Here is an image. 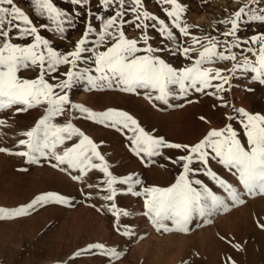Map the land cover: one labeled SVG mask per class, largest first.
Masks as SVG:
<instances>
[{
    "label": "rangeland",
    "instance_id": "rangeland-1",
    "mask_svg": "<svg viewBox=\"0 0 264 264\" xmlns=\"http://www.w3.org/2000/svg\"><path fill=\"white\" fill-rule=\"evenodd\" d=\"M179 2L187 6L183 19L193 27H190L188 36H183L174 29L178 36L177 42L182 47H188L193 45V37H198L202 43L193 45L195 51L189 53L190 59L180 53L175 55L169 54L168 51L159 53L167 63L178 69L195 63L199 58V52L203 51L206 44L204 37L211 36L221 42L225 39L230 41L231 37L226 38L222 34L227 32L231 25L221 21L230 18L248 0H179ZM15 3L33 20L41 35L50 40L52 46L61 53L73 50L75 43L82 38L86 22L89 20L87 13L82 15L76 22V27L68 28L65 38L61 39L59 34L40 27L48 24L49 28H54L55 25L46 17L37 16L30 0H15ZM54 3L70 14L76 7L71 5L69 0H54ZM143 5L146 10L165 19L166 23L171 25V19L167 18L164 12V8L170 6L160 3L159 0H143ZM90 7L97 15H108L97 0H92ZM124 19H135V15L128 12ZM92 23L98 31L102 30L100 21L92 18ZM147 23L151 25L154 22L147 21ZM65 26L67 28V25ZM123 30L126 37L138 39L140 46H143L141 39L144 35L143 31L135 28L131 23H126ZM259 33H264V24L253 22L242 25L238 35L242 39H247ZM147 35L151 38L149 43L154 48L174 47L173 42L166 40L151 27L147 29ZM98 39V34L93 33L86 46L95 47V41ZM30 40L31 38L18 40L13 36V43L26 44ZM106 46H101L98 50H106ZM227 46L221 43L219 50L223 51ZM249 46L258 47V45L242 44L241 48L232 50L236 53V61H218L205 66L220 69L223 75L230 76L234 63L242 62L245 56L253 61L256 59L252 53L247 52ZM83 55L90 59L87 63L79 62V67L94 68L91 63L94 53L86 52ZM70 68V65L59 66L57 73L50 74L54 78L49 82L59 83L66 78L63 73ZM19 75L22 78L34 79L38 72L36 69L21 70ZM253 75L240 70L233 76L230 82L231 91L222 93L228 107L220 106L222 102L214 96L197 93L194 90H190L185 98H170L168 105L149 99L144 89H139L137 93H125L115 88L89 91L86 82H80L68 91L73 103L81 104L96 112L110 108L125 111L132 115L145 131L163 137L169 143L194 145L210 130L222 129L229 123L240 133L241 142L246 143L240 118L233 111V107L244 108L251 114L264 115V85L253 81ZM45 78L48 79V76ZM225 87L227 88L228 85ZM213 91L214 88L206 89V92ZM16 107L0 111V121H4L0 123V148L8 149L13 153L24 150L18 142L27 137L21 134L36 125L45 114L46 108V106H38L26 112H17ZM229 115L235 116L236 119L228 120ZM53 122L59 125L72 123L90 137L99 146L98 150L108 162L109 170L118 178L132 175L134 179L138 178L142 181L143 187H167L175 182V178L182 171L179 165H173L171 160L167 159V157L175 159L183 155L182 150L165 149L164 156L153 157L152 160L155 162L152 163L147 161L146 157L142 159L136 156L131 150L128 137L133 135L132 132L128 130L118 132L112 127L86 120L78 110L68 109ZM74 143H78L77 137L58 146L57 152L73 146ZM53 163H56L54 159L41 158L39 163L29 164L24 157L0 152V207L15 209L27 205L36 196L48 192L58 193L69 200L68 204L49 203L43 207L38 206L29 215L0 220V264H230L229 257L235 264L241 262V264H249L258 254L261 261L259 264H264V228L260 227L264 224V195H245L243 197L245 203L240 205H234L229 199V211L225 212L221 209L209 217H198L189 226V232L161 234L155 231L148 218L142 214L145 211L144 198L124 194L128 186L117 184L114 185L118 189L115 203L119 208L131 213L128 217L120 218L118 232L116 218L106 207L110 202L102 199L106 194L103 191L106 188V184L103 183L106 179L104 174L98 169H92L82 181H76L72 179V176L79 174L76 170H71L70 175L52 167ZM94 163L100 161L94 160ZM210 166L222 179L243 191V186L239 185L237 177L227 168L216 163L215 160L210 161ZM197 177L218 195L227 196L215 181L203 173L197 174ZM89 184L100 187H88ZM142 186L137 185V188L140 189ZM125 227L133 229L134 234L123 235ZM93 243L115 247L121 252L120 259L113 260L101 256L95 249L92 253L74 257L77 251ZM234 245H239L240 249L238 250Z\"/></svg>",
    "mask_w": 264,
    "mask_h": 264
},
{
    "label": "snow or ice",
    "instance_id": "snow-or-ice-1",
    "mask_svg": "<svg viewBox=\"0 0 264 264\" xmlns=\"http://www.w3.org/2000/svg\"><path fill=\"white\" fill-rule=\"evenodd\" d=\"M91 2L92 0H69L71 5L76 6L70 14L59 8L54 0H30L35 14L46 17L55 25L54 28H49L48 24L40 27L59 34L61 39L65 38L67 29L75 28L79 18L87 13L89 20L86 22L82 38L75 43L73 50L61 53L52 46L50 40L41 35L33 20L16 5L15 0H0V111L17 106L15 109L17 112H26L34 107L46 106L45 114L36 125L21 134L27 137L18 142L24 150L13 153L0 148V152L24 157L29 164L39 163L41 158L54 159L56 163H53L52 167L70 175L71 170H76L79 174L72 176L76 181H82L90 170L98 169L106 177L103 181L106 184V188L103 189L106 194L102 199L110 202L106 207L116 218L118 232L120 218L128 217L131 213L119 208L115 203L118 189L114 185L117 184L128 186L124 194L144 198L145 211L142 214L148 218L155 231L161 234L189 232V226L198 217H209L221 209L229 211V199L234 205H240L245 203L243 199L245 195H264V115L251 114L244 108L233 107V111L240 118L246 143L241 142L240 133L229 123L222 129L210 130L194 145H181L169 143L163 137L145 131L138 121L125 111L110 108L96 112L73 103L68 91L80 82H86L89 91L115 88L125 93H137L139 89H144L149 99L168 105L170 98L182 99L188 96L190 90H194L197 93L214 96L222 102L220 106L228 107L222 93L231 91V79L238 71L253 73L252 80L264 85V33L254 34L247 39H242L238 35L242 25L253 22L264 24V0H248L230 18L221 21L231 25L222 35L232 39L221 42L211 36L204 37L206 44L203 51L199 52V58L191 66L180 69L167 63L159 53L165 51L173 55L180 53L190 59L189 53L195 51L193 45L202 43L198 37H193V45L188 47H182L177 42L178 36L174 29H177L179 34L188 36L190 27H193L183 19L187 11L186 5L179 0H159L160 3L170 6L164 8L167 18L171 19L169 25L165 19L146 10L143 0H97L108 15H97L93 12ZM128 12L133 13L135 19L125 20ZM92 18L100 21L102 30L98 31L97 27L93 26ZM147 21L154 23L149 25ZM156 21L158 23H155ZM126 23H131L144 32L141 37L143 46H140L138 39L126 37L123 30ZM149 27L158 31L166 40L173 42L174 47L171 49L152 47L149 43L151 38L147 35ZM93 33H97L99 39L95 41V47H88L86 46L88 39ZM13 36L18 40L28 38L31 40L26 44L13 43ZM221 43L228 45L223 51L219 50ZM242 44L258 45L256 48L247 47V52L252 53L256 59L253 61L245 56L242 62L234 63L230 76L223 75L220 69L205 66L218 61H236V53L232 50L241 48ZM105 45L106 50H98ZM86 52L94 53V57L91 58L94 68L79 67V62L87 63L90 59L83 55ZM61 65L71 66L70 70L63 73L66 78L57 84L50 83L49 80L54 78L50 74L57 73ZM28 69H36L37 77L27 79L19 75L21 70ZM209 88H214L215 91L206 92ZM68 109L78 110L84 119L112 127L118 132L124 130L132 132L133 135L128 137L131 150L136 156L142 159L146 157L147 161L152 163L155 162L152 160L153 157L164 156L165 149L182 150L184 154L175 159L167 157L173 165H179L182 171L175 178V182L167 187H143L142 181L134 179L132 175L116 177L99 152V146L90 137L72 123L59 125L53 122ZM227 119L234 120L236 117L229 115ZM73 137L78 138V143L57 152L58 146L64 145ZM94 160L100 163H94ZM211 160L232 172L237 177L239 185L243 186V191L212 170ZM199 173L215 181L227 196L218 195L213 191L197 177ZM137 185L142 187L138 189ZM88 187L99 188L100 185L89 184ZM49 203L68 204L69 200L55 192L44 193L36 196L27 205L15 209L0 207V220L29 215L38 206L43 207ZM260 227L264 228V224ZM133 234V229L124 228L123 235ZM234 247L240 249L239 245ZM94 249L99 255L113 260H119L121 257V252L115 247H107L103 243L89 244L85 249L77 251L74 257L92 253ZM228 260L230 264H235L230 257Z\"/></svg>",
    "mask_w": 264,
    "mask_h": 264
},
{
    "label": "bare ground",
    "instance_id": "bare-ground-1",
    "mask_svg": "<svg viewBox=\"0 0 264 264\" xmlns=\"http://www.w3.org/2000/svg\"><path fill=\"white\" fill-rule=\"evenodd\" d=\"M233 177H234V176H233ZM219 190H220V189H219ZM246 250H247V249H246ZM250 250H251V249H250ZM251 251H252V250H251ZM257 251H258V250H257ZM257 251H256V252H257ZM246 252H247V251H246ZM249 252H250V251H249ZM253 252H254V250H253ZM256 252H255V253H256ZM250 253H251V252H250ZM251 254H252V253H251ZM261 254H262V253H261ZM247 255H248V254H247ZM247 255H246V256H247ZM235 256H236V255H235ZM235 256H234V257H235ZM250 256H251V255H250ZM250 256H249V257H250ZM255 256H256V257H255L253 260H251L250 262L248 261L249 264H251V263H252V264H259V263H261V261L259 260V258H260V257H259V254H258V255H255ZM238 257H239V256H238ZM263 257H264V256H263ZM236 258H237V256H236ZM236 258H235V259H236ZM261 258H262V257H261ZM233 259H234V258H233ZM237 259H238V258H237ZM243 259H244V258H243ZM246 259L248 260V257H247ZM238 260H239V259H238ZM238 260H237V261H238ZM241 260H242V258H241ZM244 260H245V259H244ZM249 260H250V259H249ZM238 263H239V262H238ZM241 263H242V262H241ZM241 263H240V264H241Z\"/></svg>",
    "mask_w": 264,
    "mask_h": 264
}]
</instances>
